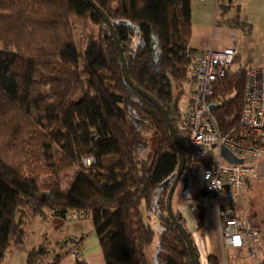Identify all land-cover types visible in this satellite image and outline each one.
Listing matches in <instances>:
<instances>
[{"label": "trees", "instance_id": "trees-1", "mask_svg": "<svg viewBox=\"0 0 264 264\" xmlns=\"http://www.w3.org/2000/svg\"><path fill=\"white\" fill-rule=\"evenodd\" d=\"M92 1L111 22L131 81L177 129L197 52L189 46L190 0ZM231 9L235 15L221 22L249 34L241 7L217 0L220 17ZM75 19L85 29L81 47ZM246 68L213 85L211 100L221 101L213 114L225 133L242 131ZM88 156L93 161L83 166ZM177 163L162 116L124 80L113 38L86 0H0V264L23 244L22 217H51L61 226L72 209L90 218L105 264H152V218L159 226L156 264H192L165 209ZM191 210L200 232L204 209ZM43 254L27 251L26 264H59L64 256L48 261ZM206 264H218L217 257L209 254Z\"/></svg>", "mask_w": 264, "mask_h": 264}, {"label": "crops", "instance_id": "crops-1", "mask_svg": "<svg viewBox=\"0 0 264 264\" xmlns=\"http://www.w3.org/2000/svg\"><path fill=\"white\" fill-rule=\"evenodd\" d=\"M232 4L241 7V14L251 25L249 34H244L241 30L221 22L223 19L233 17L234 9L220 17L217 0H190L192 30L189 46L198 51L204 48L215 49L235 45L238 49L236 67L264 66V0H232ZM191 90L192 83L184 86V93L179 99L180 108H184L189 102ZM254 165L256 173L245 179L244 189L231 206L238 219L249 222L258 230L257 258L248 256L246 247L232 249L223 246L219 232L217 205L213 198L205 194L198 195L192 187L182 192L180 184L176 186L171 198V206L174 212L182 216L193 239L200 264H206L209 254L217 257L218 264H264V162H256ZM252 187H257L259 193V196L254 199H251L247 193V189L251 191ZM190 197L193 198L190 199ZM247 201L252 206L249 213L246 212ZM191 202L204 209V227L200 232L196 230ZM153 221L156 224L154 218L152 223ZM20 222L25 231L23 244L8 253L1 264H26L27 251L31 249H41L45 252L41 260H46L45 257L51 253L53 256H62L71 250L75 238H82L80 259L75 260L69 252L61 258L59 264H105L98 239L87 216L72 217L67 213L61 226L51 217L42 219L38 216H27L22 217ZM153 228L155 230L153 242H155L159 226L153 223ZM19 259L22 260L19 261Z\"/></svg>", "mask_w": 264, "mask_h": 264}, {"label": "built area", "instance_id": "built-area-1", "mask_svg": "<svg viewBox=\"0 0 264 264\" xmlns=\"http://www.w3.org/2000/svg\"><path fill=\"white\" fill-rule=\"evenodd\" d=\"M238 49L235 45L204 48L194 56L192 90L189 102L180 108L177 133L186 146L190 181L201 183L205 195L215 200L219 219V232L224 247H246L247 255L257 258L259 232L249 222L238 219L232 203L245 187V179L256 173V162H264V66L246 68L240 114V133H225L219 127L213 108L220 99L211 100L213 85L228 71H235ZM213 104L210 109L209 105ZM225 146L241 163L224 160L219 152ZM216 148V152L212 149ZM91 156L81 159L83 166L91 164ZM72 217H83L84 210L72 209ZM80 238H75L71 256L80 259ZM73 243V245H74Z\"/></svg>", "mask_w": 264, "mask_h": 264}, {"label": "water", "instance_id": "water-1", "mask_svg": "<svg viewBox=\"0 0 264 264\" xmlns=\"http://www.w3.org/2000/svg\"><path fill=\"white\" fill-rule=\"evenodd\" d=\"M86 1L91 5V7L100 16V18L102 19V21L107 26V28H108V30H109L112 38H113L114 44H115L116 49H117L118 57L120 60L124 80L126 81V83L130 87H132L140 95H142L144 98H146L148 101H150L153 104V106L157 109V111L162 116V118H163V120H164V122H165V124L169 130V133L172 137L173 143H174L176 151H177L178 163H177L176 170L173 174L172 181L170 183L169 189H168L166 197H165L166 214L170 218L173 226L175 227V229L177 230V232L179 233L181 238L184 240V243L187 247V251H188V254L191 258L192 264H200L199 258H198V253H197L196 247L194 245L193 239L191 237V234L176 219V217L174 215V211H173L172 206H171V198H172V195H173V192H174L176 186L178 184H180L181 191L184 192L188 189L189 184H190L189 173L187 170H185V160L186 159H185L184 151H183L181 143H180V138L178 136V133H177L169 115L167 114L166 110L164 109V107L154 97H152L151 95H149L147 92L143 91L142 89L138 88L131 81V79L127 73V70H126V65H125L122 50L120 48L119 42L115 36L111 22H110L109 18L107 17V15L92 0H86ZM213 106H214L213 104H210L209 108L212 109ZM219 152H220L221 157L224 160H226L227 162H230V163H241L242 162V159L235 157L225 146H220Z\"/></svg>", "mask_w": 264, "mask_h": 264}, {"label": "rangeland", "instance_id": "rangeland-1", "mask_svg": "<svg viewBox=\"0 0 264 264\" xmlns=\"http://www.w3.org/2000/svg\"><path fill=\"white\" fill-rule=\"evenodd\" d=\"M73 27H74V30H73L74 41H75V43H76V45L78 47H81L82 42L85 39V29H84V25H83L82 20L81 19H75L73 21ZM236 68L237 67L234 64V69H236ZM212 152H216V148L212 149ZM47 179H48L47 177H43L42 181H47ZM191 183H192L191 184L192 189L195 190L196 192L201 188V183H195V182H192V181H191ZM65 185H66V180L63 181V186H65ZM247 193L249 194L251 199H254L255 197L259 196V193L257 191V187H252L251 191H248V189H247ZM246 204H247L246 205V207H247L246 212L249 213L252 210V206H251V203H248V201L246 202ZM191 206L194 207L196 205H195L194 202H191ZM153 223H154V225L157 224V222L155 224L154 221H153ZM157 251H158V245H157V239L155 238V242H152V244L146 250L148 258L152 262V264H156L155 259H154V255H155L154 253L157 252ZM70 253H71V250H70ZM52 257H53V255L51 253L45 258H46V260L49 261ZM21 260L22 259H19V261H21ZM35 264H43V262L42 263L39 262V263H35Z\"/></svg>", "mask_w": 264, "mask_h": 264}]
</instances>
